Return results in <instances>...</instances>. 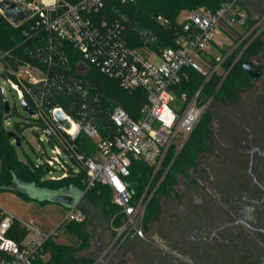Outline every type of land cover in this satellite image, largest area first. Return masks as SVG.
Wrapping results in <instances>:
<instances>
[{"label":"built area","instance_id":"2783aa9c","mask_svg":"<svg viewBox=\"0 0 264 264\" xmlns=\"http://www.w3.org/2000/svg\"><path fill=\"white\" fill-rule=\"evenodd\" d=\"M6 1L30 11V15L14 24L1 8L0 13L14 26L26 23L24 34L38 38L28 50L38 63L19 59L11 51L0 53L3 90L0 89L6 101V89L1 85L4 80L35 111L29 115L38 124L34 132L44 159L39 166L47 172H63L59 178H47L51 180L83 172V196L98 182L108 185L112 202L118 208L112 218V243L122 245L132 238H144L148 205L172 164L165 165L168 153L172 148L176 154L181 151L213 102L214 95L204 97L205 84L214 74L224 79L261 34V7L251 6L249 0H225L216 11L197 8L180 22L181 29L171 45L161 46L157 36L146 29L140 32L143 44L133 46L127 36L125 15L99 18L110 0H0ZM251 7L257 8L256 13L250 11ZM67 45L80 55L75 67L71 65ZM216 51L219 55H215ZM230 57L233 60L226 65ZM8 58L18 60L17 66L13 67ZM93 65L118 80L129 93L145 91L146 100L136 116L120 104L102 103L101 93L85 77ZM193 71L203 74L204 81L190 92L184 90V83ZM58 96L69 98L67 107L52 105ZM58 111L70 122L69 127L58 122ZM105 117L108 124L102 123ZM7 120L8 116V130L12 124ZM81 135L91 140L90 153L78 143ZM47 140L52 145L51 156ZM63 152L78 167L70 165ZM133 160H142L153 168L151 181L138 196L127 181ZM160 171L161 178L152 187ZM81 199L67 210L64 221L85 219ZM23 229L26 233L21 235ZM51 236L0 206V264H36L40 257L46 259L44 245Z\"/></svg>","mask_w":264,"mask_h":264},{"label":"flooded vegetation","instance_id":"af4514ba","mask_svg":"<svg viewBox=\"0 0 264 264\" xmlns=\"http://www.w3.org/2000/svg\"><path fill=\"white\" fill-rule=\"evenodd\" d=\"M249 4L264 9V0ZM260 78L252 98L220 119L218 141L211 138L182 187L159 200L145 237L112 244L95 264H264L263 70Z\"/></svg>","mask_w":264,"mask_h":264},{"label":"trees","instance_id":"16d2710c","mask_svg":"<svg viewBox=\"0 0 264 264\" xmlns=\"http://www.w3.org/2000/svg\"><path fill=\"white\" fill-rule=\"evenodd\" d=\"M68 1L77 3L81 0ZM224 1L225 0H134L127 4H123L122 0H110L100 12L99 18L106 16L114 19L125 15L127 17V36L133 46H140L143 44V40L140 38V32L146 29L157 36L158 43L161 46H167L174 42L177 32L181 29L178 18L184 11H191L201 7L216 11ZM160 17L165 20L164 23L160 21ZM25 27L26 23L20 26L12 25L10 21L0 13V53L11 51L13 55L19 59H26L38 63L28 52V50L34 47L38 38L37 36L28 38L24 34ZM67 50L69 52L71 65L75 67L80 55L76 53L70 45H67ZM262 52H264V38L262 35H259L250 43L241 59L233 65L224 79L218 74H214L211 77L204 86V97L214 95L213 101L221 106H231L234 104L242 93L252 89L255 82V80L243 69V63L246 60L253 61V59ZM232 60L233 57H230L226 65H229ZM8 61L13 67H16L18 64V60L14 58H8ZM258 67L263 70L262 65L259 64ZM85 77L101 93V101L103 104H120L133 116L138 114L140 106H142L146 100V93L143 89H137L133 93H129L120 87L118 80L109 78L94 65ZM203 81L204 75L197 71H193L191 72L190 80L184 83V90L190 92L196 91ZM68 102L69 98L58 96L55 101H52V105L61 104L67 107ZM4 103V94L0 89V158L3 164V171L0 174V190L15 191L11 189V187L16 181H21L48 190L75 188L84 192L85 184L83 182V172L70 175L61 180H51L45 177L47 173L45 167L31 165L29 162L19 158L16 152V145L13 139L9 137L7 129L5 128V119L7 116L9 117V115L5 114ZM208 111L194 129L181 151L176 154L172 148L168 153L165 165L172 164L148 205L146 220L156 219L160 214L161 207L159 199L156 197L157 193L161 192L165 195H170L175 191L174 184L176 179H174L175 177L171 174L172 169L176 166L177 170L184 177H189L191 170L197 168L199 155L210 149L209 144L213 137V130L210 126L212 117ZM12 112L13 108L10 115ZM102 123L108 124L106 117L103 118ZM12 128L22 135L20 132L21 126L19 124H15V127L12 126ZM78 143L86 153L92 151V142L85 135L79 137ZM162 172L163 171H160L155 176L152 187L161 178ZM152 175V166L142 160L132 161L131 172L127 177V181L135 196L143 192L144 188L151 181ZM15 192L42 204L51 202L47 199L38 200L32 198L22 191ZM86 196L100 199L108 205L107 210L111 218H113L118 211V208L112 202V190L108 185L98 182L92 189L85 192L81 201H83ZM83 211L86 215L87 212H85L84 209ZM116 220L118 222L120 220L119 217H117ZM66 222L67 221H64L66 227H70L81 241L77 249L88 248L90 246V235L86 229L88 219L85 217V219L80 222ZM20 233L24 235L26 230L23 229ZM77 249L70 245L59 243L51 236L44 245V253L48 254V257L46 259L40 257L36 264H92V259L76 256L75 252Z\"/></svg>","mask_w":264,"mask_h":264},{"label":"rangeland","instance_id":"374dc122","mask_svg":"<svg viewBox=\"0 0 264 264\" xmlns=\"http://www.w3.org/2000/svg\"><path fill=\"white\" fill-rule=\"evenodd\" d=\"M256 10V7L250 8L251 12L256 13ZM188 12L189 11H184L180 15L178 18L179 24ZM263 13L264 9H259V14L261 15ZM260 35L264 38V27ZM215 55H219V52L216 51ZM253 62L262 65L264 71V52L255 57ZM262 80V78L255 80L253 87L260 85ZM1 85L6 89L7 100L10 101L13 108V112L9 115L7 121H9L13 127H15V124L21 126L20 132L23 137L22 146H16V152L21 160L29 162L31 165L39 166L43 163L44 159L41 156L43 151L42 146L40 145L37 134L34 132V129H38V124L31 121L30 115L23 109L21 99L17 96L16 91L12 90L4 80H1ZM250 98H252L251 90L242 93L239 99L231 106H221L215 103V101L211 103L208 113H210L212 117V123L210 126L213 130V137L217 138L216 134L221 129L219 124L220 119L226 117L230 112L234 113V108L238 105H244ZM44 137H46V135H44ZM46 148L50 156L54 154L52 151V145L48 140L46 141ZM63 153L65 160H67L70 165L78 167L73 159L67 156L65 152ZM2 171L3 164L0 158V174ZM171 174L175 177L174 179H176L174 189L176 190L177 188L182 187L185 180L184 178L186 177L177 170L176 166L172 169ZM62 175V171L54 170L53 172H47L45 177L59 178ZM35 193L37 194L38 191H35ZM166 196L167 195L161 192L156 195L159 200ZM0 206L15 214L17 217L25 220L44 234L52 235V238L59 243L70 245L75 249L81 244V241L73 233L72 229L66 227L64 224V218L68 208L62 204L55 202L42 204L36 200H30L12 190H0ZM80 206L85 212H87L85 216L86 219H88L86 229L90 235V246L86 249H77L75 255L90 258L92 259V264H95L100 260L108 258V254L111 251L109 247L113 244L112 242L115 235L113 229L114 224L107 210L108 205L102 202V200L86 196L84 200L81 201ZM92 231L94 237L91 235ZM96 241L101 244L103 243V249H99ZM127 243V245L132 244L130 241H127Z\"/></svg>","mask_w":264,"mask_h":264},{"label":"water","instance_id":"95a60500","mask_svg":"<svg viewBox=\"0 0 264 264\" xmlns=\"http://www.w3.org/2000/svg\"><path fill=\"white\" fill-rule=\"evenodd\" d=\"M0 8L3 10L5 15L14 23L19 24L24 21L29 15L30 11L21 10L16 3L11 1L0 2ZM160 20L162 18L160 17ZM243 69L252 77V79L257 80L262 75V70L258 67V65L250 60H246L243 63ZM1 88V86H0ZM2 89V88H1ZM3 90V89H2ZM22 107L29 114H34L33 108L29 105L26 98L21 100ZM5 114H9L11 112V103L6 100L4 103ZM56 117L58 122L65 126L69 127L70 122L66 119L65 115L58 111L56 113ZM7 133L10 138L15 139L16 146H22V137L12 128L7 130ZM11 189L15 191H22L27 193L32 198L38 200H49L51 202L59 203L64 205L67 208H73L78 201L83 196V191L77 190L75 188H65L61 190H48L43 188H38L33 184L23 183L21 181H16L15 184L11 187ZM35 191H38L36 194Z\"/></svg>","mask_w":264,"mask_h":264}]
</instances>
